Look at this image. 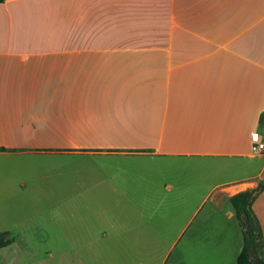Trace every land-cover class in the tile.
<instances>
[{
	"label": "crops",
	"instance_id": "crops-1",
	"mask_svg": "<svg viewBox=\"0 0 264 264\" xmlns=\"http://www.w3.org/2000/svg\"><path fill=\"white\" fill-rule=\"evenodd\" d=\"M254 131L264 143V0H0V157L231 164L212 187L236 264L228 198L264 184ZM252 209L264 240V188Z\"/></svg>",
	"mask_w": 264,
	"mask_h": 264
},
{
	"label": "rangeland",
	"instance_id": "rangeland-1",
	"mask_svg": "<svg viewBox=\"0 0 264 264\" xmlns=\"http://www.w3.org/2000/svg\"><path fill=\"white\" fill-rule=\"evenodd\" d=\"M212 161L0 157V232L12 237L0 264H235L236 240L212 187L235 173Z\"/></svg>",
	"mask_w": 264,
	"mask_h": 264
},
{
	"label": "trees",
	"instance_id": "trees-1",
	"mask_svg": "<svg viewBox=\"0 0 264 264\" xmlns=\"http://www.w3.org/2000/svg\"><path fill=\"white\" fill-rule=\"evenodd\" d=\"M263 188L264 184L259 182L255 188L239 191L228 198L242 232L243 244L236 264H264V240L252 209L254 198ZM11 242L12 237L7 231L0 232V248Z\"/></svg>",
	"mask_w": 264,
	"mask_h": 264
},
{
	"label": "built area",
	"instance_id": "built-area-1",
	"mask_svg": "<svg viewBox=\"0 0 264 264\" xmlns=\"http://www.w3.org/2000/svg\"><path fill=\"white\" fill-rule=\"evenodd\" d=\"M251 142L252 153L259 154L264 151V143L260 139L257 131L251 133Z\"/></svg>",
	"mask_w": 264,
	"mask_h": 264
}]
</instances>
